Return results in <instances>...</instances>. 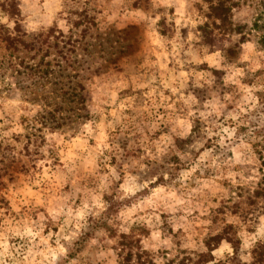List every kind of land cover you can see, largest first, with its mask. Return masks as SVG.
Listing matches in <instances>:
<instances>
[{
  "label": "clouds",
  "instance_id": "9594fccd",
  "mask_svg": "<svg viewBox=\"0 0 264 264\" xmlns=\"http://www.w3.org/2000/svg\"><path fill=\"white\" fill-rule=\"evenodd\" d=\"M0 264H264V0H0Z\"/></svg>",
  "mask_w": 264,
  "mask_h": 264
}]
</instances>
